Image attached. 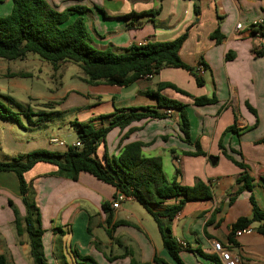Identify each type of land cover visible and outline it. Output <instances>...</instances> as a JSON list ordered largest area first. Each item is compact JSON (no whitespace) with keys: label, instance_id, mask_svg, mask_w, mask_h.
Masks as SVG:
<instances>
[{"label":"crops","instance_id":"obj_1","mask_svg":"<svg viewBox=\"0 0 264 264\" xmlns=\"http://www.w3.org/2000/svg\"><path fill=\"white\" fill-rule=\"evenodd\" d=\"M44 1L57 12L73 7L86 9L73 14L67 24L81 18L89 33L93 31L91 41L99 49L111 46L114 51H125L142 41L170 42L184 37L179 57L193 69L199 63L204 66L202 87L196 85L189 72L166 68L149 80H139L126 87L104 83L90 86L92 90L86 97L94 100L97 108H106L107 115L117 109L155 108V99L148 97L146 91L154 90L157 83L172 84L190 97H214L216 103L197 107L191 98L171 89L163 90V96L185 104L182 112L156 109L164 118L131 124L128 128L137 131L123 139L117 150L112 140V156H117L128 143L152 141L143 148V156L160 157L168 180L180 176L181 186L192 187L201 181L209 187L210 199L185 201L169 222L159 218L168 225L177 245L186 244V249L179 252L183 264H219L212 251L214 241L236 256L240 264H264V237L254 230L256 223L251 225L250 233L239 237L231 233L239 218H251L250 197L264 212V145L257 143L264 138V57L255 55L264 48V36L253 30L255 23H264V0ZM11 6L12 0H0V17L7 16ZM216 29L222 37L219 43L210 38ZM72 91L69 89L66 97ZM100 116L92 114L80 122L92 121L98 128L110 119H99ZM163 119L172 122L160 121ZM183 124L186 136L181 131ZM232 127L234 131H229ZM128 128L113 130H118L122 137ZM0 132V136L6 134L2 127ZM51 139L58 140L48 139L51 146H66L52 144ZM41 144L40 141L31 147L17 144L7 150L13 156L25 155L36 151ZM104 152L109 155L107 145L101 143L96 158L102 163ZM165 161L170 165L166 172ZM55 171L51 164L38 163L24 175L27 196L39 209L41 228L44 237L47 236L42 235L43 249L46 245L52 251L59 234L69 243L72 264L76 257L82 256L91 257L97 264L151 263L155 257L174 264L162 246L157 224L150 225L138 215L137 203L131 197L124 196L118 208L113 209L112 201L117 193L112 187L88 174L80 173L73 181L55 176ZM242 177H247L250 190H241ZM181 200L180 197L168 199L152 207V211L161 213ZM8 201L23 219L26 208L17 179L12 173H0V255L6 264H33L26 235H16ZM103 203H107L108 212H103Z\"/></svg>","mask_w":264,"mask_h":264},{"label":"trees","instance_id":"obj_2","mask_svg":"<svg viewBox=\"0 0 264 264\" xmlns=\"http://www.w3.org/2000/svg\"><path fill=\"white\" fill-rule=\"evenodd\" d=\"M83 11L86 9L73 7L63 12H57L44 0H12L10 13L0 17V59L23 60L27 54H32L50 64L54 70L62 63H73L80 68L83 75L80 79L88 86L104 83L110 86L126 87L142 80L146 75H157L166 68L185 70L193 75L198 87L204 85L199 74V69L205 70L204 66L199 63L197 68L193 69L179 57L178 53L184 37L170 42H147L143 46L132 45L123 53L115 54L109 49H99L92 44L81 18H76L67 24L73 14ZM253 27V30H259V33L264 36V23ZM210 38L217 43L222 40L218 29L210 35ZM255 55L264 57V48L256 51ZM228 56L227 54L226 57L228 58ZM165 89H171L181 96L191 98L192 104L197 107L216 103L214 97H190L187 92L172 84L157 83L154 90L146 91V95L156 101V107L153 109H117L111 115L100 116L99 119H110L98 128L94 127L92 121L71 122V126L76 130L77 142L80 147H68L63 154L41 150L32 151L25 155H18L7 162L0 161V173H12L17 179L19 194L26 208L25 217L23 219L19 217L11 201H8V205L14 214L13 224L17 237L22 234L27 237L29 255L33 264H47L42 250L41 239L44 231L40 224L39 209L34 201L27 196L28 185L24 179L25 173L38 163L55 166V176L73 181L80 173L88 174L114 189L117 193L113 197L114 201L118 194L131 197L156 222L162 246L173 263L183 264L179 258V252L186 247L177 245L170 234L168 225L163 224L159 218L167 219L169 222L182 209L185 201L210 199L209 187L201 181L192 187H184L176 182V178L168 180L162 171L160 157L143 156V148L149 143H128L121 147L117 156L111 158H108L104 152L103 163L96 158L98 146L104 143L111 130L117 128L122 131L135 122L164 118V115L156 109L182 112L185 104L163 96L161 92ZM17 106L21 108L20 105ZM3 110L6 116L19 122L11 111L4 107ZM25 116L30 117V113ZM228 130L234 131V128ZM134 131H137V128H128L121 140L127 138ZM181 131L186 136L185 124L182 125ZM257 143L264 145V138ZM198 152L202 154L201 151ZM227 158L232 161L229 157ZM233 163L237 167L243 168L241 164ZM246 180L247 177L240 178V181H244L240 187L241 190L242 188L251 189ZM179 197L183 200L177 205L168 206L161 213L152 211V207L160 206L168 199ZM250 203L251 218H239L232 225L231 233L235 235L237 231L250 228L252 224L256 223L257 227L254 230L264 237V212L256 206L252 197H250ZM101 208L103 212H108L107 203H103ZM106 223L108 224L109 220ZM211 259L216 262L215 258ZM0 264H6L5 258L1 255ZM74 264L97 263L89 256H82L76 257ZM130 264L168 263L155 257L151 263L131 261Z\"/></svg>","mask_w":264,"mask_h":264},{"label":"rangeland","instance_id":"obj_3","mask_svg":"<svg viewBox=\"0 0 264 264\" xmlns=\"http://www.w3.org/2000/svg\"><path fill=\"white\" fill-rule=\"evenodd\" d=\"M87 32L91 41V36H94L93 31H91L92 34L88 30ZM108 48L115 54L124 52L114 51L111 46ZM81 77L83 75L80 68L73 63H62L54 70L50 64L32 54H27L23 60L6 61L0 59V128H4L6 133L0 136L1 162H7L18 157V155L13 156L7 150L8 147L17 144L31 147L35 146V142L38 141L42 144L36 151L63 154L77 140L75 130L69 121L80 122L84 118L91 117L92 114L96 117L98 115L101 117L108 116L106 108H97L94 106V100L86 97L92 88L82 82ZM69 89L73 91L66 97ZM17 105H20L21 108ZM3 107L11 111L19 122L6 116ZM27 110L30 117L25 116L28 114ZM187 112L190 117L191 110L189 109ZM160 121L172 122L169 119ZM161 129H165V127H161ZM141 130L139 131L144 134L145 132ZM110 133L104 140L107 145L108 158L112 157L111 144L115 142L114 150H117L123 142L118 130H113ZM51 137L57 138L66 146H51L48 140ZM149 143L151 144L152 141ZM168 167L170 165L165 161L164 172L168 170ZM136 208L142 212L136 209L138 215L145 218L150 225L151 223L156 224L154 219L145 213L142 206L136 204ZM54 246L52 251L46 245L44 249L42 247L47 264H72L69 243L61 236L59 237V234ZM52 253L54 256L51 255Z\"/></svg>","mask_w":264,"mask_h":264},{"label":"built area","instance_id":"obj_4","mask_svg":"<svg viewBox=\"0 0 264 264\" xmlns=\"http://www.w3.org/2000/svg\"><path fill=\"white\" fill-rule=\"evenodd\" d=\"M257 24H259V23H255L254 26H256ZM236 28L239 29L240 28V25H236ZM145 44H146V42L142 41V42H138L136 45L137 46H143ZM203 72L204 71L202 69H199V74L200 75H202ZM151 77H152V75H146V76H144L142 78V80H149V79H151ZM50 143H52V144H58L59 146H64V143L62 141H58L56 139H51L50 140ZM72 147H80V144L78 142H76V143H74L72 145ZM123 199H124V195L118 194L116 196L115 201L112 204V208L113 209H117L118 206H119L118 204ZM251 231H252L251 228H246L244 230L237 231L235 233V236L236 237H239V236H241L243 234L250 233ZM211 244H212V251L216 255L219 264H240L239 259L236 256H232L231 253L228 250H225L221 243L214 241ZM179 245L181 247H183V248L186 247V244L185 243H182V242H179Z\"/></svg>","mask_w":264,"mask_h":264},{"label":"water","instance_id":"obj_5","mask_svg":"<svg viewBox=\"0 0 264 264\" xmlns=\"http://www.w3.org/2000/svg\"><path fill=\"white\" fill-rule=\"evenodd\" d=\"M179 181H180V176L177 177L176 182L179 183Z\"/></svg>","mask_w":264,"mask_h":264}]
</instances>
